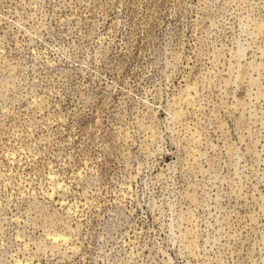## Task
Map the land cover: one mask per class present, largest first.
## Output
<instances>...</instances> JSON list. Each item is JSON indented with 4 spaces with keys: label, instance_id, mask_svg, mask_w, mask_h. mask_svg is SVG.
I'll list each match as a JSON object with an SVG mask.
<instances>
[{
    "label": "rangeland",
    "instance_id": "rangeland-1",
    "mask_svg": "<svg viewBox=\"0 0 264 264\" xmlns=\"http://www.w3.org/2000/svg\"><path fill=\"white\" fill-rule=\"evenodd\" d=\"M0 264H264V0H0Z\"/></svg>",
    "mask_w": 264,
    "mask_h": 264
}]
</instances>
